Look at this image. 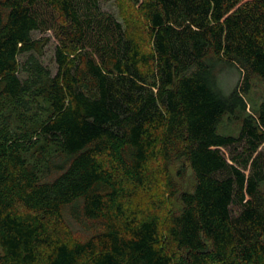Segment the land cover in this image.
<instances>
[{"label":"trees","instance_id":"trees-1","mask_svg":"<svg viewBox=\"0 0 264 264\" xmlns=\"http://www.w3.org/2000/svg\"><path fill=\"white\" fill-rule=\"evenodd\" d=\"M129 1L146 48L100 0H0V264H264V0ZM218 65L244 75L228 95ZM157 161L164 229L133 207Z\"/></svg>","mask_w":264,"mask_h":264},{"label":"rangeland","instance_id":"rangeland-1","mask_svg":"<svg viewBox=\"0 0 264 264\" xmlns=\"http://www.w3.org/2000/svg\"><path fill=\"white\" fill-rule=\"evenodd\" d=\"M100 6L104 11L114 14L117 19L123 23L124 28L129 32L135 40L141 43L143 48L147 46V32L146 25L143 18L138 13L136 7L132 5L129 0H100ZM33 37L40 39L44 37H50V43L45 48V55L42 57L43 63L50 69L52 75L57 73L58 67L55 61L56 42L51 38L50 33L34 32ZM26 56H21L20 61L23 62ZM218 86L221 91L228 95L236 87H240L243 82L244 75L237 68L230 66L218 65L217 67ZM249 109L258 107L264 102V80L255 78L251 82L249 93L246 95ZM241 123L232 122L228 115L225 116L223 123L219 127V132L226 135H238L240 132ZM242 148L226 150V154L230 157V154L241 152ZM179 164H172L170 166L169 175L175 182L180 191H191L195 186V177L188 169L184 177L178 175ZM160 163L154 162L150 166V170L154 172L156 176L148 192L146 190L135 191V197L133 201V207H138L145 212L156 214L160 220L161 228L166 227L168 216L170 212L178 211L182 207L180 199L176 196L174 199H168L167 191L164 189L165 176L161 173L159 168ZM161 173V174H160ZM163 202V205L160 204ZM63 233L64 229L60 228Z\"/></svg>","mask_w":264,"mask_h":264}]
</instances>
